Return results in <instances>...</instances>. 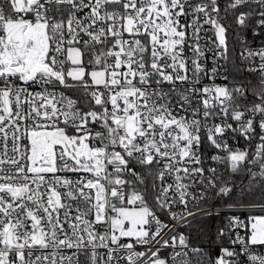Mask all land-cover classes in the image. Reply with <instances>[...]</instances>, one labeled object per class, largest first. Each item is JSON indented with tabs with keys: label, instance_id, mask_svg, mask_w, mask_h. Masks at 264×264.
Masks as SVG:
<instances>
[{
	"label": "built area",
	"instance_id": "built-area-1",
	"mask_svg": "<svg viewBox=\"0 0 264 264\" xmlns=\"http://www.w3.org/2000/svg\"><path fill=\"white\" fill-rule=\"evenodd\" d=\"M221 5L251 24L240 79L215 36ZM16 20L46 31L51 70L0 75V264H193L180 229L204 215L224 217L223 264H264L244 222L264 204H201L248 145L264 175V0H0V51ZM69 47L97 81L69 79ZM149 164L153 199L136 186ZM120 205L147 207L144 236L123 235Z\"/></svg>",
	"mask_w": 264,
	"mask_h": 264
},
{
	"label": "trees",
	"instance_id": "trees-1",
	"mask_svg": "<svg viewBox=\"0 0 264 264\" xmlns=\"http://www.w3.org/2000/svg\"><path fill=\"white\" fill-rule=\"evenodd\" d=\"M221 7L220 20H226L223 24L227 30L225 52L228 58V68L233 78L240 79L244 66L237 56L241 46L239 38L247 35L246 28L251 27V24L248 21L242 26L237 22V13L241 6L233 9H227L222 5ZM252 152L251 145H248L246 155L241 163L235 164L234 167H231L230 163H223L216 188L207 193V197L201 204H264V175L251 173L250 170L257 166L256 156ZM139 169L144 172L146 177L141 182L136 183V186L145 190L147 199H153V191L151 190L153 164H149L147 168ZM218 187L222 189L217 191ZM223 222L224 217L222 215H208L194 218L185 225L184 241L195 248L192 255L193 264H213L218 258V246L222 243V238L214 241V231H219Z\"/></svg>",
	"mask_w": 264,
	"mask_h": 264
},
{
	"label": "rangeland",
	"instance_id": "rangeland-1",
	"mask_svg": "<svg viewBox=\"0 0 264 264\" xmlns=\"http://www.w3.org/2000/svg\"><path fill=\"white\" fill-rule=\"evenodd\" d=\"M35 0H10L12 7L16 10H21L24 3L30 5ZM220 19L215 24L216 39L224 50L227 47V30ZM228 25L229 23L226 22ZM226 24V25H227ZM25 25L23 30V44L20 49L15 47L14 54L8 47L10 46V35L16 28ZM37 22L25 23L23 20H16L6 24L5 46L0 51V75L3 73H10L11 75H20L21 79L25 77L30 78L38 73H49L50 66L46 62V54L49 47V40L44 29L41 32L36 30ZM8 46V47H7ZM67 71L69 79H77L79 82L97 81L100 77L98 71H88L87 68L80 62V49L78 47L67 48ZM126 129L130 133L135 131V118L130 117L126 121ZM53 141L50 139L44 141L45 147L51 146ZM238 153L235 151V154ZM51 162H54V157L49 155ZM39 165V162L36 163ZM235 165L231 164V167ZM222 189L218 187L217 191ZM148 209L145 206L129 207L121 206L117 212L118 216L113 219L115 224L127 223L129 229L123 235L138 238L146 234V216ZM208 216V215H204ZM245 225L248 229L249 240L253 242H261L264 240V212L247 214L244 217ZM185 231V226L180 229L181 234ZM219 231H214V241L221 238ZM215 264H223L221 257L216 259Z\"/></svg>",
	"mask_w": 264,
	"mask_h": 264
},
{
	"label": "water",
	"instance_id": "water-1",
	"mask_svg": "<svg viewBox=\"0 0 264 264\" xmlns=\"http://www.w3.org/2000/svg\"><path fill=\"white\" fill-rule=\"evenodd\" d=\"M24 27H25L24 25L19 26L10 35L11 51H12L13 54L15 52V47L13 46V44L15 43L17 45L16 46L17 49H20L22 44H23V30H24ZM4 100H5V104L7 106V109H8L7 92L4 94ZM46 154H47V158H49V151H47ZM7 191L15 192V190L12 191L10 189H7ZM51 196L54 199V193H52ZM28 216L31 219L32 223L34 225H37L36 219L30 213H28ZM35 231H36V240H35L34 244L37 245L39 243V241H40V229L37 227ZM6 238H7V241L9 242V244H10V231L9 230L7 231Z\"/></svg>",
	"mask_w": 264,
	"mask_h": 264
},
{
	"label": "crops",
	"instance_id": "crops-1",
	"mask_svg": "<svg viewBox=\"0 0 264 264\" xmlns=\"http://www.w3.org/2000/svg\"><path fill=\"white\" fill-rule=\"evenodd\" d=\"M40 137H42V136H40L39 134L33 133L31 139H32V143H33L34 146H38V142H39V138Z\"/></svg>",
	"mask_w": 264,
	"mask_h": 264
}]
</instances>
